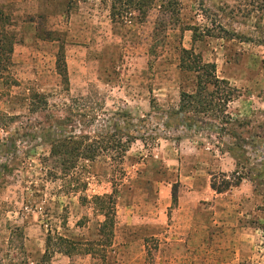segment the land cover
Masks as SVG:
<instances>
[{"label": "rangeland", "instance_id": "1", "mask_svg": "<svg viewBox=\"0 0 264 264\" xmlns=\"http://www.w3.org/2000/svg\"><path fill=\"white\" fill-rule=\"evenodd\" d=\"M147 1L0 0V264H264V0Z\"/></svg>", "mask_w": 264, "mask_h": 264}, {"label": "trees", "instance_id": "2", "mask_svg": "<svg viewBox=\"0 0 264 264\" xmlns=\"http://www.w3.org/2000/svg\"><path fill=\"white\" fill-rule=\"evenodd\" d=\"M111 1V7H110V20L111 23L114 24L115 23V18H116V13H115V3H121L122 0H110ZM124 5L127 4V6H133L135 9L138 10H143L142 8L146 7L148 5V1L147 0H124ZM181 52L184 55H188L187 57H190V55L192 56V62L189 63H185V61L181 60L180 63V68L182 70L188 71V72H194L197 74L198 76V86L199 84H202V86H211L212 87V91H208L206 94L207 98H213L214 97V93L218 90L219 87H224L225 91V102L226 104H228L229 100L228 96L231 94L232 90L230 89V85L229 82L227 80L224 79H218V77L216 76V67L214 63H204L201 60V57L197 54H194L192 50L187 51L185 49H182ZM204 88H200L198 89V91L196 90V92L194 94H186L183 93L182 94V98H181V103L182 105L180 106V111H185V107H190L193 108V104L196 103L197 105L201 102L200 96H201V91L206 90ZM204 98V97H202ZM185 102H187L188 104H184ZM184 104V105H183ZM189 110V109H188ZM241 181V180H239ZM239 181L236 183L235 186L239 185ZM230 187V186H229ZM232 187V186H231ZM214 190L217 193H221L222 191H220L219 189H215ZM94 202V208L97 210L98 213H100V215H103L104 217V221L102 223L103 227H107L109 225H111V219L109 217V215H107L105 210L110 209L109 207L110 204H112V197L107 196V195H103L101 197L96 196L93 200ZM102 213V214H101ZM45 257H49V255L51 254V251H55V249H60V250H64L67 253L71 254L74 252V249L76 248L75 246H78V243L72 242L70 240H68L67 238L63 237L60 234H55L52 235L51 233L47 234L46 237V241H45ZM84 246V245H82ZM53 253V252H52Z\"/></svg>", "mask_w": 264, "mask_h": 264}, {"label": "crops", "instance_id": "3", "mask_svg": "<svg viewBox=\"0 0 264 264\" xmlns=\"http://www.w3.org/2000/svg\"><path fill=\"white\" fill-rule=\"evenodd\" d=\"M224 80H227V81H234L232 78H228V79H224ZM229 192L232 193V194L234 193L233 191H228V193H229ZM220 195H222V194H220Z\"/></svg>", "mask_w": 264, "mask_h": 264}]
</instances>
